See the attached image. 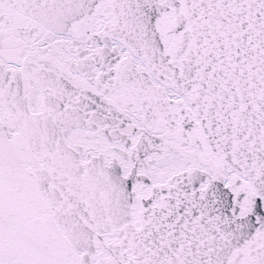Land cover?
I'll list each match as a JSON object with an SVG mask.
<instances>
[{
	"label": "water",
	"instance_id": "water-1",
	"mask_svg": "<svg viewBox=\"0 0 264 264\" xmlns=\"http://www.w3.org/2000/svg\"><path fill=\"white\" fill-rule=\"evenodd\" d=\"M0 264H264V0H0Z\"/></svg>",
	"mask_w": 264,
	"mask_h": 264
}]
</instances>
